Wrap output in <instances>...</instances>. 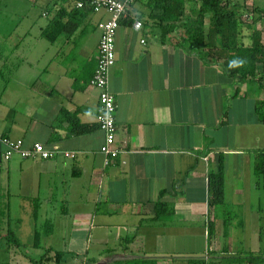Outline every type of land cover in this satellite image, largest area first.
Segmentation results:
<instances>
[{
  "label": "crops",
  "instance_id": "crops-1",
  "mask_svg": "<svg viewBox=\"0 0 264 264\" xmlns=\"http://www.w3.org/2000/svg\"><path fill=\"white\" fill-rule=\"evenodd\" d=\"M2 1L23 4V10L7 12L10 25H0V134L58 155L44 160L13 154L6 161L0 144V239L9 228L18 239L33 236L37 200L38 225L67 224L54 235L67 244H42L70 253L61 264L132 258L264 264V190L253 172L264 153V121L256 111L264 102L262 66L240 83L225 73L223 59L201 60L192 46H175L174 34L162 44L153 18L161 14L156 5L162 0H138L115 36L108 89L120 153L105 166L98 91L89 82L109 14L76 9L74 0ZM254 6L263 12L245 30L246 47L253 31L264 45V0ZM199 8L198 0H184L186 17ZM61 111L74 118L59 119ZM71 119L74 131L86 132L70 134ZM221 160L229 214L209 204L208 175L217 173ZM159 199L173 209L163 220L155 219ZM21 256L17 251L12 258L29 264Z\"/></svg>",
  "mask_w": 264,
  "mask_h": 264
},
{
  "label": "trees",
  "instance_id": "trees-1",
  "mask_svg": "<svg viewBox=\"0 0 264 264\" xmlns=\"http://www.w3.org/2000/svg\"><path fill=\"white\" fill-rule=\"evenodd\" d=\"M200 4L199 11L191 18L186 17L184 12V0H162L157 2L156 7L161 9V14L157 17L153 16L160 29L159 40L162 44L171 38L174 34V44L177 47L187 50V46H192L191 50L201 60H207L211 56H216L218 59H223V68L225 73L237 79L240 83H244L256 70V66L260 64L264 72V45L261 43V34L259 31H253L251 36V45L246 47L244 44L245 30L250 28L258 20L263 11L254 7V19L247 22L243 19L245 14L244 3H239L236 0H198ZM132 6V5H131ZM80 10V9H79ZM82 10V9H81ZM88 10V9H87ZM206 16L210 17L208 26L205 24ZM152 17V16H151ZM150 17V18H151ZM156 18V19H155ZM123 19L120 20L119 26ZM47 35V31L44 32ZM242 59L245 61L241 67L229 68V62L233 59ZM236 95V93H235ZM264 102L256 104V111L260 118L264 121ZM225 116V115H224ZM74 118L70 113L61 111L59 119ZM69 120L73 124L71 129L72 135L84 134L85 130L74 131V121ZM55 140L54 136L53 139ZM54 142V141H52ZM254 176L258 180V184L264 190V153L260 155L259 161L253 169ZM209 188V204L211 206H224L227 214L224 197V173L223 162L219 163L217 173L208 175ZM38 209L39 202H33L32 217L34 219V230L32 236L31 247L34 249H42L43 254L39 260L30 259L25 254L26 245L22 244L17 236L12 231L8 230V236L5 237L9 241V246H14L17 251L22 254L21 261L29 260V264H61L65 263L68 252H58L51 248H44L41 244L42 236H49L52 233V225L47 222L44 225L38 226ZM155 219L163 220L165 216L173 215V209L169 204L162 202L160 199L155 204ZM229 219H224V231L227 228ZM7 232V230H6ZM215 233L213 223L209 225V236ZM17 251H14L15 253ZM194 264H203L202 261H193ZM0 264H20L19 261L11 258L8 262ZM83 264H94L93 261H86ZM109 264H157L155 260L145 258H132L129 260H118Z\"/></svg>",
  "mask_w": 264,
  "mask_h": 264
},
{
  "label": "built area",
  "instance_id": "built-area-1",
  "mask_svg": "<svg viewBox=\"0 0 264 264\" xmlns=\"http://www.w3.org/2000/svg\"><path fill=\"white\" fill-rule=\"evenodd\" d=\"M138 0H74L76 9L90 11L104 10L109 14V19L101 26L100 40L97 49V63L89 85L98 91L99 107L96 121L99 129L104 134V143L100 153L105 156L104 165L108 166L111 160L119 155L115 147V112L114 97L108 89V74L115 63V36L120 20L125 18L131 5ZM245 14L243 19L251 22L254 16V0H243ZM142 24L136 22L134 28L141 29ZM0 144L4 146L3 159L9 160L13 154H18L23 159L39 158L52 159L58 155L55 149H46L42 144L35 143L30 148L23 147L21 142L12 143L8 137L0 134ZM67 156V154H65Z\"/></svg>",
  "mask_w": 264,
  "mask_h": 264
},
{
  "label": "rangeland",
  "instance_id": "rangeland-1",
  "mask_svg": "<svg viewBox=\"0 0 264 264\" xmlns=\"http://www.w3.org/2000/svg\"><path fill=\"white\" fill-rule=\"evenodd\" d=\"M21 10H23V4L15 3V4H6L5 5L3 3V1H2V3L0 4V25L1 24L2 25H6V26H9L10 25V20H8V18H7V12H11V11L12 12H16V11H21ZM24 223H26V222L24 221ZM51 225H52V227L54 225V227L52 229L51 236L49 238H48V236L47 237H43L42 236L41 244H43V243L44 244H47V242H48V244L50 246H52V244H53L54 247L61 246L60 244H67V243H64L65 241H63L61 239H56V241H54L55 236H56L55 232L56 233H57V231L60 232L61 230H63V228L67 227V224L64 221V219H62L60 223H58V222H56V221L53 220V222H51ZM38 226H41L40 223H39ZM11 227H12V225H11ZM5 230H7V229L5 228ZM66 230H68V229H66ZM32 239L33 238H32V233H31V235H29V237L26 236V235H24L21 239H18V240L22 244L26 245L25 254L27 256H29L30 259H33V260H36L37 261V260H39V258L43 254V250L42 249H34V248H32L31 247ZM229 242H230V239L224 240V246H230ZM0 248L2 249V251H0V263L1 262H8V261H10L11 260L10 258H12L13 255L15 254L14 251H17V249L13 245L12 246H9V241H8L7 238L0 239ZM3 250H4V252H3ZM68 259L70 260L71 258H68ZM23 261L26 262V263H29V260L28 259H25ZM174 264H179V263L174 262Z\"/></svg>",
  "mask_w": 264,
  "mask_h": 264
},
{
  "label": "clouds",
  "instance_id": "clouds-1",
  "mask_svg": "<svg viewBox=\"0 0 264 264\" xmlns=\"http://www.w3.org/2000/svg\"><path fill=\"white\" fill-rule=\"evenodd\" d=\"M245 63L244 60L242 59H233L232 61L229 62V68H232V67H241L243 66V64Z\"/></svg>",
  "mask_w": 264,
  "mask_h": 264
}]
</instances>
